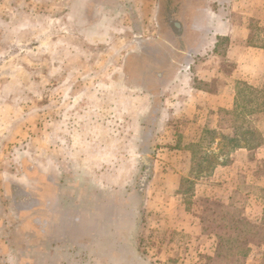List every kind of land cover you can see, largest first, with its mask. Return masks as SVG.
<instances>
[{
	"label": "rangeland",
	"instance_id": "rangeland-1",
	"mask_svg": "<svg viewBox=\"0 0 264 264\" xmlns=\"http://www.w3.org/2000/svg\"><path fill=\"white\" fill-rule=\"evenodd\" d=\"M128 1L0 0V168L21 177L28 190L37 183L45 191L47 122L63 120L64 111L70 112L66 122L79 121L68 109H115L110 146L96 155L100 161L94 169L101 176L94 180L103 191L115 185L121 192L134 188L135 208L146 202L150 211L161 203L171 208L165 222L153 212L142 216L137 247L143 261L124 263L264 264V79L255 86L241 82L232 106L218 116L208 109H166L163 115V109L159 121L143 95L171 54L155 40L162 34L169 43L181 41V28L173 29V23L183 17L188 22L184 14L197 0L134 2L132 13L122 8ZM225 7L237 15L238 10L252 13L245 23L250 42L264 48V0ZM141 9L151 43L139 58L128 57L127 66H133L124 74L120 54L133 44L129 40L131 31L139 30V17L132 15ZM232 69L228 66L225 75ZM213 124L219 129L207 131ZM171 140L178 147L164 146ZM1 180L0 202L7 203L11 196ZM2 205L11 240L18 224L12 226L10 208ZM35 256L34 264H45L44 255Z\"/></svg>",
	"mask_w": 264,
	"mask_h": 264
},
{
	"label": "crops",
	"instance_id": "crops-1",
	"mask_svg": "<svg viewBox=\"0 0 264 264\" xmlns=\"http://www.w3.org/2000/svg\"><path fill=\"white\" fill-rule=\"evenodd\" d=\"M144 1L129 0L130 3L122 8L127 7L132 13L135 11L132 3ZM217 1L218 4L213 7ZM232 1L241 3L245 0H203L200 4L197 0L193 6L190 5L189 14H184L185 20L187 16L189 21L178 27L181 28V41L173 44L164 40L162 34L161 38L156 36L155 41L162 42L163 48L167 46L172 52L170 65L164 64L166 70L161 71L154 85L147 83L149 90L143 95L151 101V108H157L154 112L159 115V121L163 109V115L166 109H194L195 113L208 109L212 111L211 115L216 110L215 115L218 116V111L232 106L229 104L237 98L241 82L255 86L257 81L264 79V48L251 44L249 26L245 24L253 15L247 10H238L239 15L231 9L227 10L225 3ZM252 1L256 0H249ZM142 12L143 9L141 13L132 15L139 17V30L131 31V35L135 33L133 40H129L133 44L129 48L127 45L124 53L120 54L124 58V74L133 66L130 63L127 66L128 57L134 55L139 58L144 46L151 43L140 21ZM65 18L69 19L68 16ZM175 22L173 29L178 30ZM67 31L70 33L69 29ZM181 43L185 46L184 50H179ZM225 43L226 48L222 49ZM121 47L117 46V52L123 51ZM230 65L233 69L225 75ZM118 78L119 82L121 77ZM68 110H75L79 121L66 122L70 112L63 110V120L54 122L56 119L53 118L51 123L47 122L45 191L37 183L28 190L27 185L19 181L21 177L14 178L5 173L4 167L0 168L1 181L7 185L5 189L11 196L7 203L0 202V264H16L15 259H19L18 264H34L32 259L35 255H44L45 264H102L104 259H107L106 264H118L112 260L119 253L122 255L120 258L132 262L134 258L141 259L137 247L141 226L139 228L136 224L141 223L143 215L149 218L151 212L154 218L165 222L171 210L166 209V203L157 204L161 208L152 211L149 210L152 204L147 202L143 208H135L134 188L122 189L121 192L115 185L103 191L101 184L94 180L96 176H101L95 171L94 163L100 161L96 155L102 154V146H110L108 141L113 134L111 114L115 109ZM82 113L83 117L80 116ZM216 125H207L206 130H218ZM197 126L201 127V124ZM175 142H165L164 146L178 147L180 143L176 145ZM189 144H196V141ZM139 192V197L143 199L145 193ZM22 193L32 203L28 211H21L18 207ZM43 193L45 197L41 199ZM2 204L10 208L12 226L18 224L11 240L6 236L10 224L1 214ZM123 232L125 239L119 240ZM127 248H130L129 255Z\"/></svg>",
	"mask_w": 264,
	"mask_h": 264
},
{
	"label": "trees",
	"instance_id": "trees-1",
	"mask_svg": "<svg viewBox=\"0 0 264 264\" xmlns=\"http://www.w3.org/2000/svg\"><path fill=\"white\" fill-rule=\"evenodd\" d=\"M162 16L164 17V14H162ZM182 20H184V17H183V19ZM179 21V22H175V26L178 28V27H181L182 26V24L184 25V23H185V21ZM173 44H175V43H173ZM165 50H168V48H167V46H166V48H164ZM185 49V46L183 45V43H181V45H180V49L179 50H184ZM170 53H172L171 52V50L169 49L168 50ZM181 56V55H180ZM145 57V56H144ZM169 63V62H168ZM167 63V64H168ZM168 65H170V64H168ZM165 68H162V69H160V71H157V73H156V75H155V78H156V80L159 78V75H160V73H161V71L163 70V69H165L166 70V66H164ZM158 82H159V80H158ZM138 195L139 196H141V194H140V192H138ZM24 198H25V196H24V194L22 193V198H21V201H20V205L18 206L20 209H21V211H28V210H30L31 209V205H32V203H31V201L29 200H27V202H25V200H24ZM137 225V227H139L140 228V224H136ZM141 255L143 254V253H140ZM120 256H122L120 253L117 255V257H116V259H113L112 261L113 262H115L116 261V263H118V264H127V263H124V260H125V258L124 257H122V258H120ZM124 258V259H123ZM138 259V258H137ZM143 260H142V257H141V262H142Z\"/></svg>",
	"mask_w": 264,
	"mask_h": 264
}]
</instances>
